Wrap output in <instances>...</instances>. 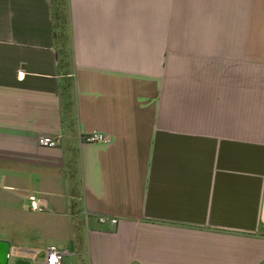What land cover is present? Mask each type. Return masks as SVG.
Segmentation results:
<instances>
[{
  "label": "crops",
  "instance_id": "0c3cea01",
  "mask_svg": "<svg viewBox=\"0 0 264 264\" xmlns=\"http://www.w3.org/2000/svg\"><path fill=\"white\" fill-rule=\"evenodd\" d=\"M0 240L264 264V0H0Z\"/></svg>",
  "mask_w": 264,
  "mask_h": 264
},
{
  "label": "built area",
  "instance_id": "2783aa9c",
  "mask_svg": "<svg viewBox=\"0 0 264 264\" xmlns=\"http://www.w3.org/2000/svg\"><path fill=\"white\" fill-rule=\"evenodd\" d=\"M20 79L23 78L22 74L18 76ZM86 142H108L109 139L107 136L100 133L88 134L85 136ZM38 143L42 147L55 148L58 146V139L50 136H41L38 140ZM29 208L32 212L43 213L47 210L46 204L42 199L38 198L35 195H31L27 199ZM110 221L112 224H117L118 220L108 218L106 216L100 217V222L105 223ZM67 255V252L59 248L56 245H50L46 248L44 252V259L42 261L35 262V264H63L64 258Z\"/></svg>",
  "mask_w": 264,
  "mask_h": 264
},
{
  "label": "water",
  "instance_id": "95a60500",
  "mask_svg": "<svg viewBox=\"0 0 264 264\" xmlns=\"http://www.w3.org/2000/svg\"><path fill=\"white\" fill-rule=\"evenodd\" d=\"M0 264H31V261L23 258L14 260L11 244L8 241L0 240Z\"/></svg>",
  "mask_w": 264,
  "mask_h": 264
},
{
  "label": "rangeland",
  "instance_id": "374dc122",
  "mask_svg": "<svg viewBox=\"0 0 264 264\" xmlns=\"http://www.w3.org/2000/svg\"><path fill=\"white\" fill-rule=\"evenodd\" d=\"M67 47H66V42L64 43V50H65V53H66V56H68V49H66ZM65 61L66 62H68L67 61V57L65 58ZM67 67H68V65H67ZM59 241H61V240H59ZM59 245H61V246H63V249H67V247H69V246H67L64 242H59ZM40 248H41V250H43L44 249V247L45 246H43V245H40L39 246ZM60 247V246H59ZM69 250L70 251H73L74 249H72V248H69ZM44 257V253L43 252H41L39 255H38V259H41V258H43ZM15 260V259H14ZM85 262L87 263V258L85 257ZM76 262V261H78L77 260V258L75 257V256H72L71 254L69 255H66L65 256V258H64V261H63V264H72L73 262ZM31 264H35V262H31Z\"/></svg>",
  "mask_w": 264,
  "mask_h": 264
},
{
  "label": "trees",
  "instance_id": "16d2710c",
  "mask_svg": "<svg viewBox=\"0 0 264 264\" xmlns=\"http://www.w3.org/2000/svg\"><path fill=\"white\" fill-rule=\"evenodd\" d=\"M65 2V0H62V3H64Z\"/></svg>",
  "mask_w": 264,
  "mask_h": 264
}]
</instances>
